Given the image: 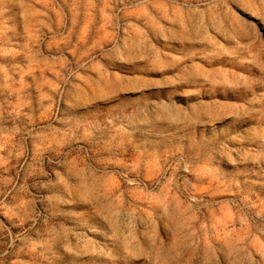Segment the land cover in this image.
<instances>
[{
    "label": "rangeland",
    "instance_id": "obj_1",
    "mask_svg": "<svg viewBox=\"0 0 264 264\" xmlns=\"http://www.w3.org/2000/svg\"><path fill=\"white\" fill-rule=\"evenodd\" d=\"M0 264H264V0H0Z\"/></svg>",
    "mask_w": 264,
    "mask_h": 264
}]
</instances>
